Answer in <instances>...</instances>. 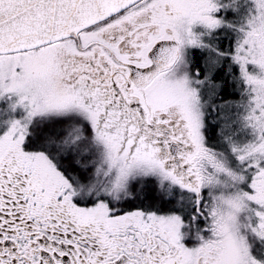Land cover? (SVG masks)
I'll return each mask as SVG.
<instances>
[{"label":"snow or ice","instance_id":"6c2138e0","mask_svg":"<svg viewBox=\"0 0 264 264\" xmlns=\"http://www.w3.org/2000/svg\"><path fill=\"white\" fill-rule=\"evenodd\" d=\"M0 264H264V0H0Z\"/></svg>","mask_w":264,"mask_h":264}]
</instances>
